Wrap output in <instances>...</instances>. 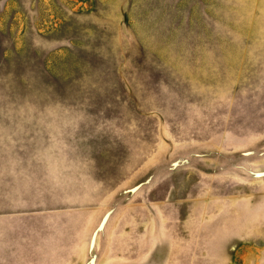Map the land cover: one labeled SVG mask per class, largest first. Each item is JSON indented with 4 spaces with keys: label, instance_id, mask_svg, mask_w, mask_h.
Listing matches in <instances>:
<instances>
[{
    "label": "rangeland",
    "instance_id": "1",
    "mask_svg": "<svg viewBox=\"0 0 264 264\" xmlns=\"http://www.w3.org/2000/svg\"><path fill=\"white\" fill-rule=\"evenodd\" d=\"M0 264H264V0H0Z\"/></svg>",
    "mask_w": 264,
    "mask_h": 264
}]
</instances>
